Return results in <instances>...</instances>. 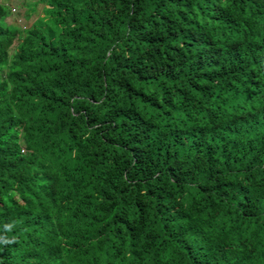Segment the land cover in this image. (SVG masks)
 Masks as SVG:
<instances>
[{
    "label": "trees",
    "instance_id": "trees-1",
    "mask_svg": "<svg viewBox=\"0 0 264 264\" xmlns=\"http://www.w3.org/2000/svg\"><path fill=\"white\" fill-rule=\"evenodd\" d=\"M0 1V264H264V0Z\"/></svg>",
    "mask_w": 264,
    "mask_h": 264
},
{
    "label": "rangeland",
    "instance_id": "rangeland-1",
    "mask_svg": "<svg viewBox=\"0 0 264 264\" xmlns=\"http://www.w3.org/2000/svg\"><path fill=\"white\" fill-rule=\"evenodd\" d=\"M2 1V0H0ZM10 9L6 21L10 24L28 27L42 16V6L34 0H4Z\"/></svg>",
    "mask_w": 264,
    "mask_h": 264
}]
</instances>
